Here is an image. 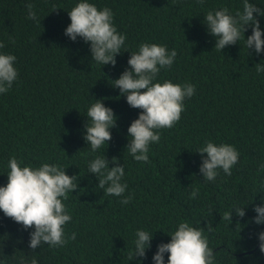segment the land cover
Here are the masks:
<instances>
[{
    "label": "trees",
    "instance_id": "16d2710c",
    "mask_svg": "<svg viewBox=\"0 0 264 264\" xmlns=\"http://www.w3.org/2000/svg\"><path fill=\"white\" fill-rule=\"evenodd\" d=\"M79 2L0 0V43L5 45L0 54L16 57L18 73L12 88L0 93V186L7 184L12 156L21 167L58 165L68 176H78L79 185L62 201L72 219L64 226L67 243L61 247L42 243L33 252L34 229L24 230L0 211V264H31L34 256L38 264H138L139 258L129 259L137 230L153 234L141 262L153 264L157 245L168 243L167 234L180 222L204 228L215 264H264L257 239L264 225L252 223L253 207L264 197V72L255 68L264 64V52L249 50L248 55L243 34L236 45L215 50V38L202 23L209 11L242 12L243 0H87L98 10L111 9L114 26L126 36L115 67L92 62L89 44L64 35L71 22L67 12ZM249 2L264 9V0ZM28 3L39 23L27 18ZM256 18L264 31V17ZM251 34L248 27L245 39ZM142 43L177 51L172 67L161 69L154 83H190L196 89L185 99L179 122L158 130L161 138L150 144L147 163L126 150L127 129L141 110L129 107L111 82ZM95 100H103L117 119L112 139L92 153L83 135ZM206 141L235 147L239 157L231 176L221 169L215 181L203 180L196 152ZM96 156H105L110 168L116 166L113 158L124 167L121 183L128 187L121 197L103 195L97 187V177L88 171ZM193 189L199 190L195 199L190 198ZM127 196L131 201L121 204ZM236 207H246L244 218L233 214L230 225L221 220ZM164 260L167 264V253Z\"/></svg>",
    "mask_w": 264,
    "mask_h": 264
},
{
    "label": "clouds",
    "instance_id": "9594fccd",
    "mask_svg": "<svg viewBox=\"0 0 264 264\" xmlns=\"http://www.w3.org/2000/svg\"><path fill=\"white\" fill-rule=\"evenodd\" d=\"M198 2L203 4L204 0ZM26 8L27 18L39 23L33 10L34 5L28 3ZM67 14L71 22L64 35L73 42L79 37L89 44L92 62L115 67L116 56L121 54L126 36L118 33L114 26L111 9L105 7L98 10L87 0H81ZM257 16L264 17V9L249 0H243L242 12L231 15L227 8L209 11L202 23L206 25L208 34L215 38V50L222 52L227 46L236 45L243 34L248 55L251 54L249 50L260 55L264 52V31H261ZM248 27H251L252 34L245 39L244 33ZM4 47L0 43V48ZM176 57L175 49L169 51L166 46L142 43L137 52L130 53L128 67L120 77L111 81L112 87L119 89L120 95L126 97L129 107L141 110L138 118L127 129L126 150L137 162L149 161L150 144L158 143L161 138L158 130L171 129L179 122L185 99L195 94V86L190 83H154L160 70L171 68ZM15 60L12 54H0V93H7L17 79L18 73L13 67ZM255 68L258 74L264 72V64H257ZM85 116L87 123L84 125L83 139L90 146L91 152L95 153L112 139L110 129L116 127L117 118L111 108L105 107L103 100H95ZM196 153L202 157L199 172L205 182L215 181L221 169L225 175L231 176V169L239 157L234 146L216 145L211 141H206ZM21 163L15 156L8 161L7 184L0 186V211L24 230L34 229L29 239V248L33 252L42 243L52 248L64 246L67 243L64 226L72 217L62 201L68 200V194L78 189L79 185L75 183L78 176H68L66 170L58 165L43 163L33 168L21 167ZM109 163L105 156H96L89 162L88 171L97 177V187L104 190L103 195L121 197L128 187L126 183H121L125 175L124 167L117 163L116 158L111 161L115 167L110 168ZM260 167L264 170V165ZM198 191L193 189L190 198L195 199ZM131 199V196H127L120 203L126 205ZM245 208L229 209L224 212L221 220L230 225L233 214L244 218ZM253 211L256 215L252 223L264 225V197L259 205L253 207ZM236 223L237 227L240 226L239 220ZM206 228L208 232L214 231L210 225ZM167 235L170 241L157 245V251L152 257L153 264H165V253L168 254L167 264H215L216 257L209 247L204 228L180 222L177 229ZM135 237L134 252L130 253L129 259L139 258L138 264H141L142 259L146 258V251L151 247L153 234L137 230ZM75 238L76 234L73 233L70 239ZM257 239L259 251L264 254V232L257 233ZM31 264H38L35 256Z\"/></svg>",
    "mask_w": 264,
    "mask_h": 264
}]
</instances>
